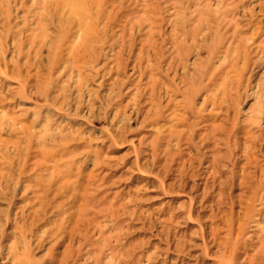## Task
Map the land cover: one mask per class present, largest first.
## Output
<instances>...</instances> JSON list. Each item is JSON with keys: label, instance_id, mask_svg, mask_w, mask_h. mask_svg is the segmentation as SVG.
Returning <instances> with one entry per match:
<instances>
[{"label": "rangeland", "instance_id": "rangeland-1", "mask_svg": "<svg viewBox=\"0 0 264 264\" xmlns=\"http://www.w3.org/2000/svg\"><path fill=\"white\" fill-rule=\"evenodd\" d=\"M0 264H264V0H0Z\"/></svg>", "mask_w": 264, "mask_h": 264}]
</instances>
